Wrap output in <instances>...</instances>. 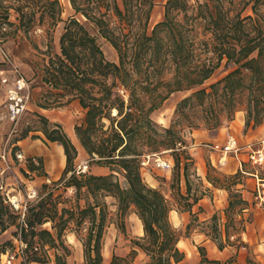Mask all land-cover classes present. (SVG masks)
<instances>
[{
	"label": "trees",
	"instance_id": "16d2710c",
	"mask_svg": "<svg viewBox=\"0 0 264 264\" xmlns=\"http://www.w3.org/2000/svg\"><path fill=\"white\" fill-rule=\"evenodd\" d=\"M68 1L73 13L64 20L60 0H0V40L45 23L49 34L63 23L59 50L52 52L48 37L47 49L40 51L44 56L38 65L40 82L47 95L37 105L54 109L77 101L84 114L74 126L78 144L88 156V166H104L109 173L77 171V146L60 123L36 113L45 139L60 144L65 155L61 177L53 184L73 188L76 204L63 207L58 215L49 190L28 204L21 221V213L0 191V235L16 228L13 236L24 244L22 264H47L49 249H54L55 264H66L70 250L62 241L65 233H74L80 241L81 264H135L140 251L145 257L142 264H186L178 243L187 235L173 225L169 213L172 209L191 213L204 191L198 189L199 175L200 185L192 191L193 158L181 149L185 140L179 131L174 125L159 127L151 114L171 93L191 90L176 108L182 117L188 110L201 114L189 119L190 129L198 128V120L207 129L217 128L238 110L245 113V128L264 123V0H166L162 19L151 29L155 0ZM12 14L16 22L10 19ZM99 37L114 48L116 61L106 58ZM222 64L225 75L201 87ZM30 130L26 127L21 138ZM161 149L173 153L170 197L141 176L142 158ZM28 169L38 167L30 162ZM239 176V172L224 175V184L218 176L207 180L229 192V208L238 205L243 210L248 202L241 189L230 191L231 185L240 183ZM108 197L116 206V227L125 231L124 217L133 212L143 233L131 240L126 255L113 252L105 263L104 235L111 218ZM227 220L235 224L232 217ZM48 222L49 229L41 227ZM239 224L241 233L242 219ZM214 239L221 250L217 235ZM14 247L12 240L0 242V256ZM198 251L201 261L218 262L206 257L203 246Z\"/></svg>",
	"mask_w": 264,
	"mask_h": 264
},
{
	"label": "rangeland",
	"instance_id": "374dc122",
	"mask_svg": "<svg viewBox=\"0 0 264 264\" xmlns=\"http://www.w3.org/2000/svg\"><path fill=\"white\" fill-rule=\"evenodd\" d=\"M60 2L63 8L61 17L65 20L73 13V11L68 3V0H60ZM165 2L166 0H155V6L149 21V29H151L157 21L162 19ZM190 2H192V0H190ZM14 17L15 14H12L10 19L16 22ZM62 26V22L58 23L55 29L49 30V34H47L48 25L45 23L43 26H35L27 34L18 31L14 35L12 34V36L11 34L8 35L4 41L0 40V155L5 151L7 161L10 164V169L5 170L3 174V184L5 187L3 193L5 196L18 194L26 196L27 191L34 188L37 190V197L30 202H35L42 196L46 195L49 190H52L53 198L57 205L58 215L63 207H69L70 205L76 204L74 200V190L73 188H66L63 182L53 184V181H57L61 177L62 172L56 180L46 179L44 182H39V179H37L47 175L45 172L46 169L52 171L60 165V155L62 154H59L57 151L58 143H51L46 140L43 133L39 130L42 127V123L36 116V113L42 114V109L38 107L37 103L43 102L44 96L47 95L46 86L40 82L38 65L42 62V58L44 57L40 51L47 49L46 44L49 38L51 39L52 52L59 50V36L62 32ZM99 43L106 58L116 61L117 54L110 43L102 37H99ZM14 67H16L20 74L23 75L30 83L31 100L28 105V109L22 114L19 120L16 123H10L5 117V97L3 86L1 84V75L2 73L11 74V70ZM226 72L227 70H225L222 64V66L217 69L216 72L209 79H207L201 87H208L211 83H214L225 75ZM190 93L191 90L175 91L171 93L168 98L163 101L161 106L151 114L153 121L159 127L164 128L174 125L175 129L179 131V134L185 140V146L181 149H185L193 158V165L190 168L192 191L196 189L199 184L198 181H200L196 178V176H198V168L204 166L206 168V173L204 174L205 180L199 176L201 179V185L199 184L200 188H198L199 190L204 191V194H210L211 191H213L212 187L220 188L218 184L214 186L210 183L207 180L208 176H218L220 178L219 183L224 184L225 182L222 180L224 175H233L239 172L240 183L235 186L231 185L230 191L233 192L235 189H242L241 185L247 184V188H245L248 192H246L245 195L249 198V200L245 199L241 193L242 197L248 202L247 207L243 210H240L238 205H234L229 208L227 203V206L223 209L225 219L221 218V214H214L213 216H215V218L212 216L205 220L200 219L196 214H191L189 221L186 224H181L179 226L174 224L172 211L175 209H172L169 213L171 222L175 227L181 229L183 234L187 235V237H183L180 240L179 247L186 252L187 259L189 261L192 260L193 254L200 257V263L198 264H240L241 262L244 264H264V246L255 247L254 244H249L246 240L241 239L242 232L240 233L239 221L241 219L245 230L247 227H258L264 229V209L257 205L253 199V177L240 172V170L235 173H226L223 171L226 167L224 165L214 166L210 161L208 149L203 146V143L205 142H219V140H221L217 138L219 131L224 127H228L230 123L236 119L237 115H240L242 112L245 115V113L243 110H238L231 121H227L223 118L221 125L217 128L207 129L204 127L203 121L198 120V128L190 129V127L187 126L189 119H192L191 117L193 114L194 116L198 115V117H201V114L193 113L191 110H188L186 115L183 117L176 114L178 102ZM52 116L60 120L58 123H60L64 131L78 148V155L74 162L75 169L77 171L89 170L94 174L109 173V169L107 167L102 166L101 168V166L96 164L88 166V156L78 144L74 133V126L81 123L84 117L83 110L80 108L79 104L71 102L67 105L56 107L52 110V113H50L51 118H53ZM48 120L54 122V120H51L50 118H48ZM26 127H30L31 129L28 135L24 137L30 142V146H28V148H39L38 151L42 153L41 156H30L21 150L18 140L24 139L21 138V134ZM199 131L208 133V140H196L195 135ZM234 133L237 135L239 143L241 145L245 144V142H242L239 139L240 136H244V133L242 131L239 133L238 129H236ZM21 144L25 147L23 143ZM20 152L25 157L22 161L17 160L15 156L16 153ZM155 154L163 160L170 161L172 164L171 168L162 169L156 167L153 165L151 160L147 166L141 168V176L148 185L158 187L163 193L170 197L172 193L170 183L174 167L173 153L169 149H161L160 151L155 152ZM202 158H204V160ZM228 159H230L229 156L227 157V160ZM30 162H33L38 169L30 171L28 169ZM64 167L65 162L63 163L62 171ZM3 168H5V162L0 157V170ZM242 169L245 172H255V167H253L248 161L244 163ZM257 170L259 176L264 177V168H257ZM118 177L121 182L124 181L122 175L118 174ZM206 181H208L212 187L210 184H207ZM43 183H47V187H43ZM181 185L182 191L184 192L185 186L183 181ZM225 191L227 193V200H229V192L227 190ZM106 200L108 202L111 218L104 235L103 254L105 253V256L103 255V257L104 262L108 263L113 252L118 255H126L130 251L131 240L142 234H139L140 232L137 230L136 218H134L133 212H128L125 215V231H120L116 227V217L114 215L116 206L114 205V199L108 197ZM81 204H83V201H81ZM176 205L177 204L174 203L173 207L175 208ZM228 216L235 220V224L229 223V220H227ZM228 223L227 233L229 236L227 238L225 229L226 224ZM187 224H189V228L186 227ZM41 227L49 229L50 223H45ZM15 230V227H10L2 235H0V242L9 239L13 241L15 246L13 249L8 248V252L0 256V264H6L5 260L7 255L14 254L16 252L17 242L15 240L16 238L13 236V232ZM68 234L69 233H65L62 236V241L70 250V255H72L76 260L78 253L75 245L68 242ZM215 235H217L218 242L223 244V248L221 250H224L225 253L222 254V258L218 260V262L201 261L202 257L198 251V246H203L205 248L206 257L209 259L212 255L211 249L209 244L204 245L202 243V239L203 241L208 240L217 243V240L214 239ZM78 247L80 248V251H82L81 257H83L81 243ZM48 252L51 257H54V249H49ZM209 260L216 259L210 258ZM143 261L144 257L138 254L135 259V264H141ZM11 264H21L19 257L15 255Z\"/></svg>",
	"mask_w": 264,
	"mask_h": 264
},
{
	"label": "crops",
	"instance_id": "0c3cea01",
	"mask_svg": "<svg viewBox=\"0 0 264 264\" xmlns=\"http://www.w3.org/2000/svg\"><path fill=\"white\" fill-rule=\"evenodd\" d=\"M68 3H69V1H68ZM73 102L78 103L77 101H73ZM41 109H42V114H44L45 116H47L51 120H54V122L60 121L53 116H52L53 118L50 117V113H52V110H54V109H43V108H41ZM227 128H229L233 133L236 129H238L239 133L242 131L244 133V136L243 137L240 136L239 139L245 143L251 142L252 140H258L260 138H264V123H262L256 127L249 126V127L245 128L243 112L240 113V115H237L236 119L233 120L228 127H224L219 131V133L217 134V138L221 139V140H219V142H222L224 140V132ZM195 136H196L195 137L196 140L199 139L200 141L208 140V137H209L208 133H205L203 131H199L198 133H196ZM236 137H237V135H236ZM18 143L20 144L21 150L24 151L26 154H28L30 156H41L42 153L40 151H38L39 148H34V149L28 148V146H30V142L28 141L27 138H24L22 140H18ZM21 143H23L25 145V147ZM80 148L82 149L81 146H80ZM57 151L59 154H62V155H60V165H58L52 171L46 169L45 172L47 173V175L44 177L37 178V179H39V182H44L46 179L47 180H56L57 178H59V176L62 172L63 163L65 162V155L63 152V147L60 144H57ZM208 152H209V158L210 159L214 160L217 157L216 154L211 153L209 150H208ZM229 157H230V159H228L226 161V164L224 165L226 167L223 169V171L226 173H235L238 170L243 171L242 168H243L244 163L247 161V155L245 153H239L237 156H229ZM202 159L204 160V158H202ZM240 162H242V163L240 164ZM101 168H102V166H101ZM254 171L258 172V170L256 168ZM205 173H206V168L204 166H201L200 168H198V175L201 176V178L203 180H205V175H204ZM243 173L253 177L252 173H254V172L253 171L252 172L243 171ZM252 179H253V187L252 188H253V193H254L256 179H255V177H253ZM206 182H207V184H210L208 181H206ZM210 186H211V184H210ZM241 186H242L241 192H242L243 197L245 199L249 200V198L246 197V195H245V193L248 192L246 190L247 184L246 185L242 184ZM212 189H213V191H211L210 194H204L202 196V198H200L198 200V202L193 205L191 213L196 214L200 219H203V220L212 217L214 214H218V215L221 214V218L225 219L223 209L227 206V203H228L227 193L222 188L212 187ZM253 199H254V196H253ZM172 212H173L172 213L173 214V221H174V224L176 226H179L181 224H186L189 221V218L191 216V213L189 211L178 212L176 210H173ZM134 218H136L135 220L137 223L138 217L135 213H134ZM137 230H138V232H140L139 234L143 233V230L140 231L138 229V227H137ZM67 239H68V242L75 245L78 255L76 257V260L72 255L67 256L66 264H81V262L83 261V257H81L82 251H80V248L78 247L80 244V241L77 239V237L75 236L74 233H69L67 235ZM241 239L246 240V242H248L249 244H254L255 247L264 246V229L258 228V227H256V228L255 227H250V228L247 227L246 230H244L242 232ZM202 243L204 245L209 244V247H210L211 252H212V255L210 258L220 260L222 258V254L225 253L224 250H220L217 247L216 243H214L213 241H208V240L203 241V239H202ZM178 245H179V243H178ZM139 254L142 257H144V254L141 251L139 252ZM144 259H145V257H144ZM185 262H186V264H198V263H200V257L193 254L192 260L189 261L187 259V254H186ZM47 264H55L54 257H51V260ZM240 264H244V263L241 262Z\"/></svg>",
	"mask_w": 264,
	"mask_h": 264
},
{
	"label": "built area",
	"instance_id": "2783aa9c",
	"mask_svg": "<svg viewBox=\"0 0 264 264\" xmlns=\"http://www.w3.org/2000/svg\"><path fill=\"white\" fill-rule=\"evenodd\" d=\"M1 84L3 86L5 97V117L10 123H16L22 114L28 109V105L31 100V85L28 80L20 74L16 67L11 70V74L2 73ZM203 146L211 153L217 155L214 160L210 159L214 166L225 165L228 156H237L239 153H245L247 155V161L253 167L256 169L264 168V138L241 145L236 135L229 128H227L224 132V140L222 142H205L203 143ZM15 156L19 161H22L25 158L21 152L16 153ZM0 157L5 162V168L0 170V191L3 193L5 189L3 184V174L5 170L10 169V164L7 161L5 151L0 155ZM151 160L154 166L162 169H170L172 165L170 161L163 160L155 153H152L147 154L142 158V168L147 166ZM241 163L242 162H240V164ZM252 175L256 179L254 201L257 205L264 209V177L259 176L256 171L252 173ZM36 197L37 190L34 188L27 191L26 196H22L21 194L11 196L6 195L8 202L14 207V209L21 213V221L23 220L24 212L27 209L29 202ZM15 240L17 242L16 252L14 254L7 255L5 260L6 264H11L15 255L19 257L20 263L22 264V251L24 244L19 238H16Z\"/></svg>",
	"mask_w": 264,
	"mask_h": 264
},
{
	"label": "bare ground",
	"instance_id": "6f19581e",
	"mask_svg": "<svg viewBox=\"0 0 264 264\" xmlns=\"http://www.w3.org/2000/svg\"><path fill=\"white\" fill-rule=\"evenodd\" d=\"M114 112H115V110H114ZM138 220H137V227H138V229L140 230V231H142V223H141V221H140V219L139 218H137ZM105 254V253H104ZM108 254V253H107Z\"/></svg>",
	"mask_w": 264,
	"mask_h": 264
}]
</instances>
